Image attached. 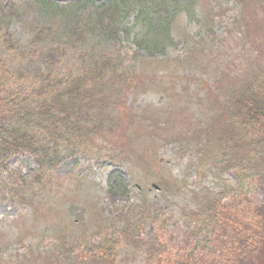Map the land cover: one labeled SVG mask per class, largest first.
Listing matches in <instances>:
<instances>
[{"label":"rangeland","instance_id":"obj_1","mask_svg":"<svg viewBox=\"0 0 264 264\" xmlns=\"http://www.w3.org/2000/svg\"><path fill=\"white\" fill-rule=\"evenodd\" d=\"M40 1L0 0L3 9L11 4L6 21L25 51L0 43V59L11 72H41L50 61L78 70V54L89 45L76 41L60 52L66 22L41 10ZM47 1L69 8L80 0ZM178 1L183 12L172 23L174 40L156 51L176 64L150 63L153 57L119 39L109 44L145 57L134 62L139 87L123 100L137 117L127 120L133 124L117 140L99 134L93 152L63 159L51 187L31 205L0 196V264H106L95 258L102 239L117 243L118 264H264V173L253 159L239 164L247 151L227 164L213 138L228 131L232 91L264 70V0H250L252 8L239 0H194L191 8ZM252 9L257 16L247 36L236 18ZM50 25L48 37L35 38ZM26 87L14 82L11 89L27 94ZM7 165L25 174L36 168L29 152ZM162 180L163 187L156 184ZM204 203L218 221H197Z\"/></svg>","mask_w":264,"mask_h":264},{"label":"trees","instance_id":"obj_2","mask_svg":"<svg viewBox=\"0 0 264 264\" xmlns=\"http://www.w3.org/2000/svg\"><path fill=\"white\" fill-rule=\"evenodd\" d=\"M185 1L187 8L193 7L194 0ZM239 2L249 8L255 5L250 0V4L247 0ZM39 4L46 14H53L52 18L61 14L66 22L65 30L60 32L64 41L58 45L60 52L76 41L89 47L78 54L82 60L78 70L73 67L62 70L58 62L50 61L44 64L41 72L22 69L11 72L0 59V196L30 205L39 197V192L51 187L53 173L63 159L81 152H93L92 145L96 144L99 134L117 140V134L133 124L127 120L137 119L123 100L127 92L139 87L137 84L143 78L138 81V74L142 72L135 71L134 62L145 57L132 48L129 53L109 44L119 39L120 43L134 45L153 57L150 63L176 64L178 61L172 56L162 52L163 55L157 57L156 51H164L167 41L174 40L172 23L183 12L178 0H106L103 3L80 0L69 8L47 0ZM2 6L0 2V43L23 54L25 51L14 39L6 21L13 13L11 4L4 9ZM247 10L241 12L236 22L243 26L245 35L250 36L254 32L257 11ZM208 15L207 20H213ZM131 17L133 19L129 21ZM54 29L50 25L35 38L44 39ZM192 47L196 48V43ZM14 82H25L29 92L23 94L11 89ZM228 111L227 133L216 132L213 137L220 144L224 160L227 161L229 156L237 158L238 153L247 151L238 157L239 164L244 166L243 160L253 161L264 173V70L232 91ZM222 139L228 143H221ZM25 152L35 158L36 168L32 174L10 171L7 165L10 157ZM106 157L116 161L113 155L106 154ZM138 159L149 163L144 155H139ZM229 167L235 169L239 165L232 163ZM156 184L163 187L164 183L162 180ZM243 184L244 178L235 191ZM211 209L208 203L200 207L197 214L200 224L209 218L219 220ZM116 246L115 241L102 239L97 245L96 260L118 264Z\"/></svg>","mask_w":264,"mask_h":264}]
</instances>
